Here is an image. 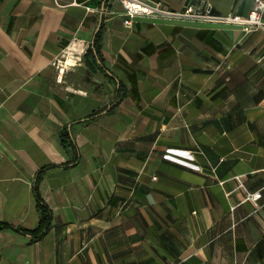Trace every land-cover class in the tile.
Listing matches in <instances>:
<instances>
[{"label": "crops", "instance_id": "0c3cea01", "mask_svg": "<svg viewBox=\"0 0 264 264\" xmlns=\"http://www.w3.org/2000/svg\"><path fill=\"white\" fill-rule=\"evenodd\" d=\"M125 18L121 0H0V264H264V28Z\"/></svg>", "mask_w": 264, "mask_h": 264}, {"label": "built area", "instance_id": "2783aa9c", "mask_svg": "<svg viewBox=\"0 0 264 264\" xmlns=\"http://www.w3.org/2000/svg\"><path fill=\"white\" fill-rule=\"evenodd\" d=\"M126 11L125 23L130 25L134 22V18L139 15H192L200 18L215 19L223 22L236 23L244 26L246 31H251L256 28H264V0H255L254 6L247 16L229 13L227 15L213 14L211 10L205 13L194 12L192 8H188L185 12H174L163 6L161 2H150L148 0H121ZM58 61L55 63L58 64ZM156 178V177H155ZM246 190V199L258 204L263 197L262 189L250 190L245 184H240Z\"/></svg>", "mask_w": 264, "mask_h": 264}, {"label": "trees", "instance_id": "16d2710c", "mask_svg": "<svg viewBox=\"0 0 264 264\" xmlns=\"http://www.w3.org/2000/svg\"><path fill=\"white\" fill-rule=\"evenodd\" d=\"M99 40H100V32L95 40V43L89 47L87 52V55H91L92 59L95 61L101 58V44ZM62 142H63V146L67 149V151H69L71 154H74L75 156H78L79 151L76 142L67 129L63 130L62 132ZM43 172L44 170L39 173L35 183V194L37 197V202L41 213V219L38 228L35 230H31V232L34 233L36 237L42 236L48 231V229L51 226L52 217H53L52 209L45 202L40 190V183L43 177ZM8 226L9 224L7 222H0V231Z\"/></svg>", "mask_w": 264, "mask_h": 264}, {"label": "bare ground", "instance_id": "6f19581e", "mask_svg": "<svg viewBox=\"0 0 264 264\" xmlns=\"http://www.w3.org/2000/svg\"><path fill=\"white\" fill-rule=\"evenodd\" d=\"M69 52V51H68ZM72 53V52H71ZM75 62V61H74Z\"/></svg>", "mask_w": 264, "mask_h": 264}]
</instances>
